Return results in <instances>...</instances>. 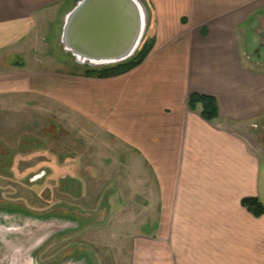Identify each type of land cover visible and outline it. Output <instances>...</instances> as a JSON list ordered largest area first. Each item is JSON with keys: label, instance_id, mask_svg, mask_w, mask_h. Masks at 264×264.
<instances>
[{"label": "crops", "instance_id": "obj_1", "mask_svg": "<svg viewBox=\"0 0 264 264\" xmlns=\"http://www.w3.org/2000/svg\"><path fill=\"white\" fill-rule=\"evenodd\" d=\"M75 1L0 0V51L42 11L56 8L59 17ZM141 2L153 43L145 58L116 76L71 75L62 88L132 150L139 183L149 177L153 220L135 234L130 262L264 264V212L241 203L255 198L264 209V142L254 147L231 125L258 124L254 134L264 137V66L242 61L239 35L264 0ZM192 92L214 97L215 119L204 120L199 104L188 108Z\"/></svg>", "mask_w": 264, "mask_h": 264}, {"label": "rangeland", "instance_id": "obj_2", "mask_svg": "<svg viewBox=\"0 0 264 264\" xmlns=\"http://www.w3.org/2000/svg\"><path fill=\"white\" fill-rule=\"evenodd\" d=\"M58 14L45 9L0 51V264H131L133 238L153 220L149 177L139 183L132 150L69 102L62 88L85 67L62 49ZM239 35L242 61L264 66V10ZM231 125L254 147L264 142L258 124Z\"/></svg>", "mask_w": 264, "mask_h": 264}, {"label": "water", "instance_id": "obj_3", "mask_svg": "<svg viewBox=\"0 0 264 264\" xmlns=\"http://www.w3.org/2000/svg\"><path fill=\"white\" fill-rule=\"evenodd\" d=\"M147 21V10L141 0H76L63 16L59 43L78 64L92 67L116 64L137 51ZM4 230L9 232L12 228ZM23 249L16 251L15 257L20 258Z\"/></svg>", "mask_w": 264, "mask_h": 264}, {"label": "trees", "instance_id": "obj_4", "mask_svg": "<svg viewBox=\"0 0 264 264\" xmlns=\"http://www.w3.org/2000/svg\"><path fill=\"white\" fill-rule=\"evenodd\" d=\"M152 40H145L140 48L127 60L110 64L102 67H88L84 66L82 74L87 77H110L122 74L131 68L138 65L148 54L152 47ZM199 104L201 107L200 116L206 120L210 121L217 117V106L214 97L210 95L200 94L192 92L187 97L188 108L193 110L196 105ZM242 205L246 206L254 215H261L264 212L263 207L255 198H243L241 200Z\"/></svg>", "mask_w": 264, "mask_h": 264}, {"label": "bare ground", "instance_id": "obj_5", "mask_svg": "<svg viewBox=\"0 0 264 264\" xmlns=\"http://www.w3.org/2000/svg\"><path fill=\"white\" fill-rule=\"evenodd\" d=\"M25 264H29V263H25Z\"/></svg>", "mask_w": 264, "mask_h": 264}]
</instances>
